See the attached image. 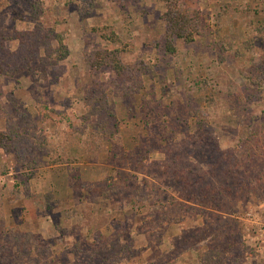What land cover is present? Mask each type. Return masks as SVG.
Instances as JSON below:
<instances>
[{
    "label": "rangeland",
    "instance_id": "1",
    "mask_svg": "<svg viewBox=\"0 0 264 264\" xmlns=\"http://www.w3.org/2000/svg\"><path fill=\"white\" fill-rule=\"evenodd\" d=\"M199 11V35L172 55L163 0L0 1L1 264H89L122 246L121 264H152L173 256L180 226L201 227L157 212L180 191L162 151L201 131L224 153L261 129L264 0ZM103 53L122 76L97 64ZM254 191L219 213L239 225L237 264H264ZM174 246L172 264H196L205 242Z\"/></svg>",
    "mask_w": 264,
    "mask_h": 264
},
{
    "label": "trees",
    "instance_id": "2",
    "mask_svg": "<svg viewBox=\"0 0 264 264\" xmlns=\"http://www.w3.org/2000/svg\"><path fill=\"white\" fill-rule=\"evenodd\" d=\"M163 1L165 49L167 53L175 55L174 40L190 44L199 35L200 0ZM97 64L109 68L117 78L126 71L115 53H103L97 58ZM247 135L249 137L239 146L224 153L219 150L212 134L201 131L193 132L185 141L162 151L168 174L177 182L180 191L176 199L166 201L168 207L165 208V204L163 209L160 203L157 212L164 220L173 221V224H181V220L187 217L201 215L202 225L198 229L180 226V235L175 236L171 243L173 256L168 252L164 259L152 264H172L176 256L174 244L188 250L197 247L200 242H205V247L197 255L196 264L241 262L244 251L239 225L234 219L219 213L232 209V203L240 195L253 193L254 190L264 192V181L258 174L264 173V123L259 130L251 128ZM204 155L210 160L208 173H204L200 166V159ZM127 251V247L122 246L118 251H111L89 264H121L126 259Z\"/></svg>",
    "mask_w": 264,
    "mask_h": 264
}]
</instances>
